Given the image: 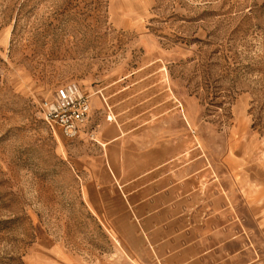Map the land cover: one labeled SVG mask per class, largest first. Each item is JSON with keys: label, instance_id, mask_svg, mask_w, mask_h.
Returning a JSON list of instances; mask_svg holds the SVG:
<instances>
[{"label": "rangeland", "instance_id": "obj_1", "mask_svg": "<svg viewBox=\"0 0 264 264\" xmlns=\"http://www.w3.org/2000/svg\"><path fill=\"white\" fill-rule=\"evenodd\" d=\"M70 82L98 100L73 139L40 109ZM130 112L206 163L264 250V0H0V264L119 262L91 158L93 131Z\"/></svg>", "mask_w": 264, "mask_h": 264}, {"label": "crops", "instance_id": "obj_2", "mask_svg": "<svg viewBox=\"0 0 264 264\" xmlns=\"http://www.w3.org/2000/svg\"><path fill=\"white\" fill-rule=\"evenodd\" d=\"M91 99L92 109L98 100ZM103 127L93 131L96 140L87 129L99 148L91 158L90 199L108 202L101 216L118 247L117 264H264L252 236L260 226L244 225L224 193L207 192L206 163L180 162L188 153H176L171 135L146 141L142 112L107 116ZM148 143L160 148L149 163ZM45 264L74 263L50 257Z\"/></svg>", "mask_w": 264, "mask_h": 264}, {"label": "built area", "instance_id": "obj_3", "mask_svg": "<svg viewBox=\"0 0 264 264\" xmlns=\"http://www.w3.org/2000/svg\"><path fill=\"white\" fill-rule=\"evenodd\" d=\"M45 122L56 126L69 139L76 138L90 117L89 96L75 82L67 83L41 102Z\"/></svg>", "mask_w": 264, "mask_h": 264}]
</instances>
